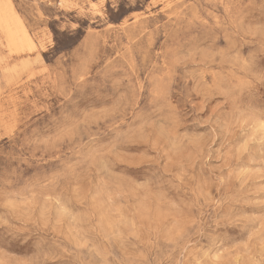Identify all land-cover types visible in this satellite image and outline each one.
<instances>
[{
    "label": "rangeland",
    "instance_id": "rangeland-1",
    "mask_svg": "<svg viewBox=\"0 0 264 264\" xmlns=\"http://www.w3.org/2000/svg\"><path fill=\"white\" fill-rule=\"evenodd\" d=\"M53 2L0 0V264H258L264 0Z\"/></svg>",
    "mask_w": 264,
    "mask_h": 264
},
{
    "label": "snow or ice",
    "instance_id": "snow-or-ice-1",
    "mask_svg": "<svg viewBox=\"0 0 264 264\" xmlns=\"http://www.w3.org/2000/svg\"><path fill=\"white\" fill-rule=\"evenodd\" d=\"M128 4V0H104L103 8H106L109 10L110 13L116 16V21L118 22L121 15L126 14L125 6ZM59 8L64 9L66 7V0H59V4L57 5L54 2L51 5V8ZM73 7H76V5H73ZM92 9L95 10L98 5L93 2L91 5ZM131 10V6L127 8V11ZM55 15L56 20L59 22L63 19V16L61 13H52L51 10L49 11V15ZM99 15V13H98ZM69 20H65L64 24L65 26L60 29V31L53 36L52 40L45 41V44H51L52 47L49 49L51 51L52 55L55 56L58 52L62 51L66 47H71L73 44H75L76 40L79 38L78 34V26L79 21H71V27H68ZM106 23H108L106 21ZM108 27H112V23H108ZM47 31V30H46ZM30 44V50L34 49L36 46L32 43V41H29ZM11 158V157H9ZM5 164V159L3 155H0V165ZM258 264H264V258H261V260L258 262Z\"/></svg>",
    "mask_w": 264,
    "mask_h": 264
}]
</instances>
